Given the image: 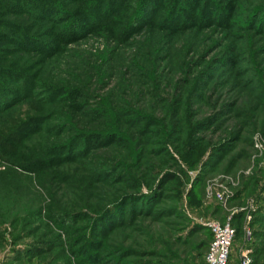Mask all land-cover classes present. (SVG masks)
I'll return each mask as SVG.
<instances>
[{
  "label": "rangeland",
  "instance_id": "obj_1",
  "mask_svg": "<svg viewBox=\"0 0 264 264\" xmlns=\"http://www.w3.org/2000/svg\"><path fill=\"white\" fill-rule=\"evenodd\" d=\"M53 1L0 0V264H264V0Z\"/></svg>",
  "mask_w": 264,
  "mask_h": 264
},
{
  "label": "trees",
  "instance_id": "obj_2",
  "mask_svg": "<svg viewBox=\"0 0 264 264\" xmlns=\"http://www.w3.org/2000/svg\"><path fill=\"white\" fill-rule=\"evenodd\" d=\"M93 1H94L93 2V7L96 9V4H97V2L99 0H93ZM102 1L103 0H101V2ZM187 1H188V5L189 6H191V7L192 6H197L198 7L199 4L201 5V3L199 1H202V0H199V1L197 0V2H195L196 0H187ZM19 2H17L19 4H17L15 7H13L14 10H22L25 13L31 14L34 17H37V18L43 17L45 19H50V20H53V21H58V20L64 18L65 12H63L62 10L59 9L60 6H59V4L56 1H53V0H43V1H41V0H19ZM157 2H158V0H139V3L137 2V4H136L137 5V13L136 14H139V10L140 11L142 10L141 7L144 4V6H143L144 15L143 16H139V17L137 15V17H136L137 18V22L141 21V19L142 20L145 19V18L148 19V17H150L154 12H156V9L158 7L156 5ZM203 2H205V7H207V10H206L207 12L210 11V8L214 7V5L211 4L212 2L210 0H203ZM112 5H113V0H110V5L108 7H106V8H109ZM183 7H185V6H181L179 8H177V6H174L173 10H176V11H174V14H176V15L180 14V10H185ZM146 9H147V11H145ZM172 13H173V11H172ZM168 21H171V19H168ZM150 22H151V20L149 19L147 21V23H150ZM27 43L30 44L31 42H27ZM31 47H32L31 45L28 46V48H31ZM33 49H36V48H33ZM8 73H9V75L11 77H13V78L16 77V73L15 72H11L10 71ZM13 90L14 89H12V88L8 87L7 85H5L3 80L0 79V99H1L0 100V106H4L7 103L8 100L11 101V100H13V99L18 97V92L14 93V94L11 93V92H14ZM6 92H7L6 97L4 99H2L3 98V94L6 93ZM70 154H72V153H67V154H65L66 156L65 155L64 156L68 158V157H70ZM139 197L142 198V195H136V196L132 195L130 197H126V198H122V199L123 200L126 199V201H129L131 199H133L134 201H141V198L139 199ZM146 198L149 199L148 197H146ZM146 198H144V199H146ZM150 198H152V196ZM123 200H122V202H123ZM232 227L235 229V238H234V242H233V245H234L238 232H237V228H235L233 225H232ZM197 228H198L197 231H200V230L203 229V228H200V227H197ZM208 235L206 236L205 242H203V244H199L197 246L199 250H202L204 248V246H206V245H208L207 248H209L210 242L212 240V236H211L210 232H209ZM207 251H208V249H207ZM205 256H206V254H205ZM205 256H204V260H205ZM230 259H231V255H230ZM205 264H207L206 261H205Z\"/></svg>",
  "mask_w": 264,
  "mask_h": 264
},
{
  "label": "built area",
  "instance_id": "obj_3",
  "mask_svg": "<svg viewBox=\"0 0 264 264\" xmlns=\"http://www.w3.org/2000/svg\"><path fill=\"white\" fill-rule=\"evenodd\" d=\"M212 236L205 256L207 264H229L235 229L229 222H212L207 225Z\"/></svg>",
  "mask_w": 264,
  "mask_h": 264
}]
</instances>
